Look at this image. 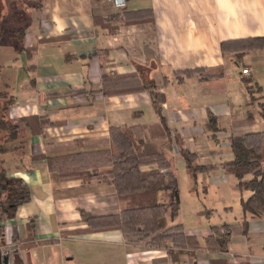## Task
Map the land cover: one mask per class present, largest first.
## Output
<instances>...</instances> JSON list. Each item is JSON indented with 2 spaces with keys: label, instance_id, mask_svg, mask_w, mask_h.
Instances as JSON below:
<instances>
[{
  "label": "crops",
  "instance_id": "0c3cea01",
  "mask_svg": "<svg viewBox=\"0 0 264 264\" xmlns=\"http://www.w3.org/2000/svg\"><path fill=\"white\" fill-rule=\"evenodd\" d=\"M8 1L0 19V85L14 99L8 115L48 124L25 132V153L0 156L8 176L30 191V200L0 224V264L5 257L8 264H264V216H248L244 233L241 204L238 216L225 196L222 210L204 206L198 177L187 168L192 192L184 196L175 168L186 165L185 145L201 165L220 168L209 175L228 182L222 165L233 158L230 137L264 133L243 81L258 83L264 98V49L248 48L264 37V0H128L122 9L112 0ZM19 30L18 39L13 32ZM245 68L250 76L242 74ZM139 71L160 86L166 124L148 92H102L105 77ZM210 115L218 122L214 133ZM124 126L146 128V141L173 162L181 205L170 225H183L184 248L129 244L117 229L87 231L82 212L120 214L117 190L49 170L48 157L109 149L110 129ZM225 224L233 230L221 245L218 230Z\"/></svg>",
  "mask_w": 264,
  "mask_h": 264
},
{
  "label": "trees",
  "instance_id": "16d2710c",
  "mask_svg": "<svg viewBox=\"0 0 264 264\" xmlns=\"http://www.w3.org/2000/svg\"><path fill=\"white\" fill-rule=\"evenodd\" d=\"M98 23L100 19L96 20ZM110 26V25H109ZM111 27V26H110ZM113 29V28H112ZM18 39L23 31L13 32ZM249 49H264V37L248 42ZM208 77H212L209 75ZM251 103L259 108L264 119V98L262 89L251 78H243ZM148 92L161 122L166 124L162 115L165 96L160 86L152 79L145 77L144 71L120 75L115 78H104L102 92L126 94ZM14 99L8 89L0 85V156L6 153L26 151L29 137L26 131L34 132L36 126L40 131L47 122L38 118L14 121L8 112ZM217 119L210 115L208 127L217 132ZM146 128L141 126L112 127L110 129L111 146L107 150L74 154L63 157H48L49 170L60 179H80L86 183L98 181L112 185L117 190L123 203L119 215L98 216L82 212V218L88 225L87 231L120 230L129 244H144L148 248H169L168 243L184 248L186 238L181 224L175 222L180 211V189L173 162L164 152L145 139ZM233 158L222 165L227 174L234 175L239 181L241 190L250 192L242 200L245 221L243 232L248 230V216H264V133H248L230 137ZM187 169L192 177L199 173H210L218 166L197 164L198 155L180 146ZM45 158V157H41ZM2 162L0 159V166ZM143 167H155L143 171ZM246 177H249L246 179ZM30 200V191L22 180L8 176L7 170L0 169V224L4 219L13 218L19 205ZM33 220L30 221L31 237H34ZM228 228L231 225H223ZM4 227L0 226V239H4ZM221 245H225L227 234L218 236Z\"/></svg>",
  "mask_w": 264,
  "mask_h": 264
},
{
  "label": "rangeland",
  "instance_id": "374dc122",
  "mask_svg": "<svg viewBox=\"0 0 264 264\" xmlns=\"http://www.w3.org/2000/svg\"><path fill=\"white\" fill-rule=\"evenodd\" d=\"M9 4H10V1H8V0H4V1L0 0V19L2 18V15L4 14V12L7 10ZM1 22H2V20H0V23ZM2 89L3 88H1V90ZM224 144H226V143L221 142V147H224L225 146ZM196 163L200 164V161H196ZM1 168H3L2 164L0 166V169ZM175 168H177L176 171H177V176L179 178L181 190H182L184 196H186L187 194L192 192V191L189 192L190 187H188V183H190V181L188 179L189 178L191 179L192 175L190 174L191 176L190 177L188 176L187 171L185 170V168H187V165L184 166L183 164H181L179 166L177 165V167L175 166ZM218 169L220 170V168H216V170H218ZM209 174L210 173H199L196 176V178L198 177L196 186L200 190L199 195H200L202 204H204V206H210V207L211 206H217V208L219 207V210H222V207H221V204L219 203V201L223 196H225L228 200H230L233 204H235L233 215L238 216L241 212V207H240L241 199L244 197V195L242 193L243 190H241L239 187L238 179L234 175L227 174V175H229L230 180L228 182H219V181H217L216 176H212ZM248 178L249 177H246V179H248ZM202 183L204 184L203 188H206L207 190H204V191L202 190ZM187 187H188V189H187ZM185 199H186V197H184V200ZM218 222H220V220H218ZM227 230H228V228H224L223 225L220 226L219 230H218V236H219V234L221 236L222 235L225 236L227 233ZM170 244L171 243H168V247L170 249H174V246L170 245Z\"/></svg>",
  "mask_w": 264,
  "mask_h": 264
},
{
  "label": "built area",
  "instance_id": "2783aa9c",
  "mask_svg": "<svg viewBox=\"0 0 264 264\" xmlns=\"http://www.w3.org/2000/svg\"><path fill=\"white\" fill-rule=\"evenodd\" d=\"M127 1H128V0H112L113 5H114L116 8H121V9L126 7V5H127ZM242 74H243L244 76H250L251 71H250V69L245 68V69H243Z\"/></svg>",
  "mask_w": 264,
  "mask_h": 264
},
{
  "label": "water",
  "instance_id": "95a60500",
  "mask_svg": "<svg viewBox=\"0 0 264 264\" xmlns=\"http://www.w3.org/2000/svg\"><path fill=\"white\" fill-rule=\"evenodd\" d=\"M4 263H5V264H8V257H5V258H4Z\"/></svg>",
  "mask_w": 264,
  "mask_h": 264
}]
</instances>
